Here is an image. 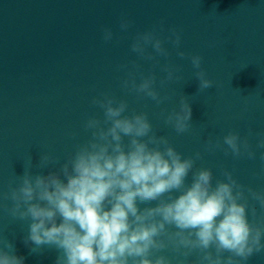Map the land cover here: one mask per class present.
Segmentation results:
<instances>
[{"label": "water", "instance_id": "1", "mask_svg": "<svg viewBox=\"0 0 264 264\" xmlns=\"http://www.w3.org/2000/svg\"><path fill=\"white\" fill-rule=\"evenodd\" d=\"M122 18L130 21L126 31L120 28ZM154 27L161 38L170 35L169 29H177L182 37L179 50L189 56L178 57L177 49L166 42L171 56L157 57L159 65L140 59L131 44L138 33ZM105 28L114 34L109 42L103 39ZM196 54L203 56V68L216 81V87L203 93L198 91L190 60ZM133 60L142 65L144 75L155 72V87L168 97L163 104L122 86L128 69L120 65L131 69ZM165 64H171L183 80L161 86ZM141 79L137 72V83ZM102 94L127 101L124 115L147 113L157 136H166L184 158L200 152L202 158L193 171L210 168L214 185L224 179L226 169L240 183L264 191L260 159L264 148L257 147L264 138V0H0V239L12 244L14 254L25 258L24 264H56L61 250L48 245L31 250L35 245L26 242L30 221L14 220L6 210L12 205L4 199L9 183L24 175L28 156L32 174L46 176L88 143L92 132L85 123L93 116L103 119V109L92 103ZM181 96L191 105L193 127L178 134L165 117L179 110ZM249 129L256 158L226 155L223 137L236 131L243 138ZM209 137L222 147L207 150ZM128 140L124 138L125 144ZM42 154L59 163L38 167ZM191 180L190 173L187 183ZM253 204L258 209L255 218ZM261 211L259 202L250 198L249 221L264 225ZM160 254L172 264L183 259L171 248ZM195 259L196 254L189 257ZM247 264H264V252L253 255Z\"/></svg>", "mask_w": 264, "mask_h": 264}, {"label": "clouds", "instance_id": "2", "mask_svg": "<svg viewBox=\"0 0 264 264\" xmlns=\"http://www.w3.org/2000/svg\"><path fill=\"white\" fill-rule=\"evenodd\" d=\"M129 26L130 21L122 18L121 30ZM169 32L165 38L155 27L138 33L131 51L140 59L154 61L153 67L160 64L157 57L171 56L166 42L177 49L178 57H188L179 50L181 33L175 28ZM113 35L110 28L104 29L106 42ZM203 59L199 54L190 56L200 93L216 87V81L202 66ZM131 64V69L127 64L120 65L128 69L122 86L141 98L163 104L168 97H162L155 87V72L144 75L138 61ZM161 70L166 73L159 81L161 86L183 80L171 64L162 65ZM137 72L142 77L139 83ZM102 96L92 103L103 109V119L93 116L85 123L92 139L46 176L32 174L28 156L24 175L15 176L4 194V199L12 201L11 207L6 206L10 216L30 221L26 242L35 245L33 252L44 245L61 250L56 264H172L167 255H157L169 248L178 258L183 257L180 264H247L253 255L264 252V225L248 218L250 198L259 202L264 215V191L240 183L226 169L222 171L224 179H217L214 185L210 168L193 171L196 160L202 158L200 152L184 158L166 136H157L147 113L124 115L127 101ZM191 119L188 98L181 96L179 110L173 109L165 122L183 134L193 127ZM252 134L249 129L242 138L239 132L230 131L223 137L225 154L255 159L256 151L248 139ZM125 137L129 138L127 144ZM220 147L219 140L213 144L208 138L207 150ZM257 147L264 148V138L259 139ZM260 159L264 160V152ZM56 163L59 161L55 158L42 154L38 167ZM16 181L18 186H13ZM153 202L154 206L140 207ZM257 211L253 204V218ZM194 254L197 259L189 260ZM24 260L14 254L10 242L0 239V264H24Z\"/></svg>", "mask_w": 264, "mask_h": 264}]
</instances>
